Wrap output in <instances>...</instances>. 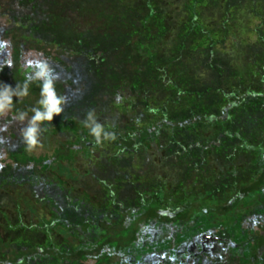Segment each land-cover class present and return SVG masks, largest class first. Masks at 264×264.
I'll return each instance as SVG.
<instances>
[{"label": "trees", "instance_id": "trees-1", "mask_svg": "<svg viewBox=\"0 0 264 264\" xmlns=\"http://www.w3.org/2000/svg\"><path fill=\"white\" fill-rule=\"evenodd\" d=\"M94 2L36 0L35 5L42 6L41 10L46 6L52 13L43 16V22L32 26L33 34L19 31L18 28L5 34L11 45V54L9 62L0 64V82L13 88L19 85L20 90L28 83L29 90L27 96L20 97L17 101L14 97L13 111L0 116V122L3 120V123L9 124V136H12V122L18 120L14 117L20 112H27V119H30L33 115L32 109L40 106V84L29 83L28 73L31 69L22 67L25 50L41 53L45 59L63 71L71 68L73 61H77L86 73L92 75L93 82L79 100L66 102L61 115L42 125L43 134L40 141L44 142L56 134H66L65 140L57 141L52 150L35 155L26 142L21 143L18 148H13L5 143L6 139L0 140V177L17 169L26 171V177H40L45 173L49 174L55 187L66 185L68 193L78 189L76 182L80 184L81 181L78 179L75 165L80 159L92 154L93 148H90L88 143L94 138H90L92 135L84 126V121H77L78 110L100 95L106 93L111 96L114 84L120 79L118 74L121 73H117V68L109 70L105 67L107 58L130 42L125 39L126 42L119 45V40H122L120 36L110 33H78L69 23V19H61L58 12H64L67 7L73 11L77 5L84 7L86 3L95 8L98 3L95 5ZM33 8L36 10L35 6ZM149 10L153 11V8L150 7ZM25 27L24 25L23 28ZM258 30L252 27L248 30L242 44L244 50L256 52L264 46V32L260 34ZM187 38L186 33L183 39ZM215 47L214 41L202 45L200 50L204 53L202 66L205 71L200 74L191 71L196 80L185 89H181V85L172 79L176 94L166 97L158 96L152 87H157V83L164 80V75L159 71L162 73L165 67H158L156 64L142 70L147 64L145 57L148 55L140 53L134 57L131 53L124 52L123 57L126 59L123 70L133 67L130 71L136 72L138 67H141L140 73H134L137 77L133 88L137 89L138 93L121 96L120 100L110 104L111 113L118 111L120 118L130 120L126 127L116 123L113 126L106 124L105 129L116 135L115 140L106 142L116 147L117 151L133 150L139 146L150 148L161 145L164 133L167 137L174 138L175 133L180 135L187 130L197 131L228 124L233 127L229 132V139L235 137L240 141L232 151L231 158L234 160L231 161V167L213 178L202 175L198 186L196 176L186 178L189 188L178 191L176 195L167 194L170 180L163 178L153 187V191L139 194V197L133 200L134 204H128L121 199L129 197L131 192H137L138 189L127 180L130 175L128 170H132V167L128 161L130 158L126 160L123 157L121 162H118L119 166L113 163L105 170L96 169L93 174L102 188L112 193V198L118 205L117 218L113 214L88 218L82 220L77 228L76 225L73 226L58 217L39 221L38 226L44 239L45 236L50 237L56 232L58 227H62L67 235L77 239L76 243H71L70 249L66 250L51 242L19 246L11 240V233L1 232L0 264H34L40 261L48 263L50 259L61 264H140L144 261L143 264H170L171 257L178 254L181 247L193 242L197 235L208 232L225 236V240L232 244L227 251L233 258L238 259L239 264H263L261 253L264 250V223L247 226L246 212L251 209L245 208L257 205L255 213L264 216V141L251 143L243 134L245 129L264 130V77L254 76L253 73L244 74V78L230 75L222 66L221 57L216 54ZM149 60L153 59L149 57ZM199 62V59L195 61ZM170 76L168 79H171ZM113 80V85L108 84ZM67 84L71 85V82L67 81ZM55 87L58 95L65 97L66 84L62 80H56ZM183 97L194 102L196 109L182 110ZM213 97L219 99L214 106L217 110L201 112L197 105ZM248 105H255L258 110L255 112L247 107L244 118H239L238 113ZM42 145L46 147L45 144ZM120 166H124L126 170L120 171ZM45 191L49 192V189ZM85 196L89 199L88 193H85ZM65 199L68 205L76 210L81 204L80 199L72 205V197ZM54 201L56 202V199ZM89 232H94L96 238L86 235ZM154 254H158L157 263L149 260Z\"/></svg>", "mask_w": 264, "mask_h": 264}, {"label": "rangeland", "instance_id": "rangeland-1", "mask_svg": "<svg viewBox=\"0 0 264 264\" xmlns=\"http://www.w3.org/2000/svg\"><path fill=\"white\" fill-rule=\"evenodd\" d=\"M35 1L0 0V64L10 61L11 45L5 34L18 28L19 31L24 30L32 35V26L43 22L42 17L52 13L46 6L41 10L42 6L35 5ZM94 1L95 5L98 3L95 8L86 3L84 7L77 5L73 11L67 7L64 12L60 10L58 12L61 19H69V23L78 33L92 32L99 35L110 33L113 36H120L122 40H119L121 41L119 45L124 44L125 39L130 42L128 47L125 46L107 58L108 63L105 67L109 70L117 68V73H121L118 74L120 79L117 83L114 80L108 82L110 85L115 83L112 90L113 95L108 96L105 93L96 97L84 108H79L77 121H84L87 114L94 111L98 122L104 127L106 124L113 126L115 123L126 127L130 119L120 118L118 111L115 112L116 114L111 113L110 104L120 100L121 96L138 93V90L133 88L135 77H137L134 73H140L141 67H138L139 70L137 69L136 72L130 71L132 66L130 69L123 70L126 59L123 57L124 52L131 53L130 55L134 57L140 53L148 55L145 57L148 65L145 64L142 70L156 64L158 67H165V71L164 69L162 73L159 71L161 75H164V80L162 79L161 83L158 82L157 87L152 86L158 96L166 97L176 94L172 79L181 85V89H185L196 80V76L191 75V71L199 74L205 71V67L202 66L204 53L200 49L203 44L210 41L216 43V54L221 57L222 66L227 73L241 78L245 76L244 74L250 73L264 77V46L256 52L244 50L242 46L244 37L251 27L259 29L260 34L264 32V0ZM32 5L36 7V10ZM150 7L154 12L149 10ZM24 25L25 28H23ZM184 33L188 34L186 40L183 39ZM150 52L151 54H148ZM149 57L153 60L150 61ZM36 59L47 60L58 76L57 80H62L66 84L67 103L79 100L87 88L92 85V75L86 73L77 61H73L71 68L63 71L35 50H25L22 67L28 68L29 61ZM197 59L199 63H195ZM169 75L171 79H168ZM67 81H70L71 85H68ZM150 84L152 85L151 82ZM218 100L214 97L209 98L207 101H201L202 104L197 106L201 112H214L217 110L214 106ZM181 105L182 110L196 109V104L187 101L184 97ZM247 107L255 112L258 110L255 105L244 106L242 112L238 113L239 118H244V111ZM28 120L23 122L14 120L12 136L7 133L9 124L1 120L0 136L2 138L0 140L6 139L5 143L8 146L18 148L21 143L25 142L22 130L27 126ZM231 130L233 127L225 124L215 125L210 129L187 130L180 135L175 133L174 138L167 137L164 133L159 146L150 148L139 146L137 149L124 151H117L116 147L106 141L97 144L93 136H90L93 141L88 145L93 148L92 154L80 159L75 165L82 185L76 182L78 189L69 193L66 185L55 187L49 174L43 173L40 177H26L28 173L18 169L5 173L0 177V233H11V240L19 246L51 242L63 250L70 249V244L77 241L75 237L67 235L62 227H58L56 232H53L50 237L45 236L44 239L38 226L39 221L58 217L73 226L76 225L77 228L84 219L110 214L117 218L118 205L113 200L112 193L104 190L93 177L96 169L105 170L113 163L119 166L118 162H121L123 157L126 160L130 158L128 161L132 170H128L131 176L129 175L127 180L138 191L131 192V197L121 199L128 204L133 203L139 194L148 190L153 191V187L163 178L170 180L167 185V194L176 195L178 191L189 188L186 178L196 176L198 186L202 181V175L213 178L231 167V161L234 160L233 157L231 158L232 151L240 143L235 137L229 139L228 135ZM65 135L56 134L44 142L39 140L30 151L35 155H40L46 150H52L57 141L65 140ZM243 135H246L251 143L264 141V130L245 129ZM42 144H45L47 149ZM119 169L120 171L126 170L124 166H120ZM46 189H49V192L45 191ZM85 193L89 194V199ZM65 197H72L71 205L80 199L81 204L78 209L70 207ZM249 207L245 208L251 209L246 212L247 226L252 227L264 223V216L254 211L257 205ZM86 235L93 239L96 238L94 232L86 233ZM229 245L232 244L225 240V236L217 232L216 234L208 232L197 235L193 242L181 247L179 253L171 257L170 264H180V262L182 264H239L238 259L233 258L227 251ZM157 255H151L149 260L157 263L159 260ZM261 257H263L262 263L264 264V250ZM34 264L61 263L50 259L48 263L40 261Z\"/></svg>", "mask_w": 264, "mask_h": 264}, {"label": "clouds", "instance_id": "clouds-1", "mask_svg": "<svg viewBox=\"0 0 264 264\" xmlns=\"http://www.w3.org/2000/svg\"><path fill=\"white\" fill-rule=\"evenodd\" d=\"M29 68L31 71L28 73V82H39L41 88L40 106L32 109L33 115L28 120L27 126L22 130L23 138L31 149L38 144L43 134L42 125L44 122H52L55 116L63 113L66 98L58 95L55 87L58 76L47 60H31L29 61ZM28 94V83L20 90L19 85L13 88L9 84L0 82V116H4L13 111L15 106L14 102ZM14 97L17 98L15 101ZM27 117V112H20L14 119L23 122ZM84 126L89 129L90 135L95 138L97 144L116 139L114 133L108 132L104 125L98 122L94 111H90L87 114L84 120Z\"/></svg>", "mask_w": 264, "mask_h": 264}]
</instances>
